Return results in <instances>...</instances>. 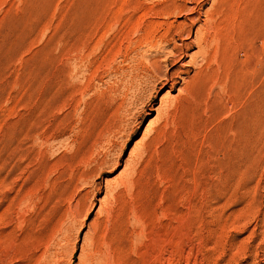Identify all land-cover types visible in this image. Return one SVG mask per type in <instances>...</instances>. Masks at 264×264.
<instances>
[{
  "label": "rangeland",
  "instance_id": "obj_1",
  "mask_svg": "<svg viewBox=\"0 0 264 264\" xmlns=\"http://www.w3.org/2000/svg\"><path fill=\"white\" fill-rule=\"evenodd\" d=\"M0 200V264H264V0H0Z\"/></svg>",
  "mask_w": 264,
  "mask_h": 264
},
{
  "label": "bare ground",
  "instance_id": "obj_2",
  "mask_svg": "<svg viewBox=\"0 0 264 264\" xmlns=\"http://www.w3.org/2000/svg\"><path fill=\"white\" fill-rule=\"evenodd\" d=\"M214 3V2H213ZM170 13V12H169ZM213 14V13H212ZM210 15V14H209ZM218 16V15H217ZM213 17V16H212ZM214 19V18H213ZM215 20V19H214ZM206 25V24H205ZM174 28V27H173ZM202 29V28H201ZM204 29V28H203ZM212 29V28H211ZM178 30V29H177ZM180 30V29H179ZM211 31V30H210ZM198 33H199V31H197ZM202 32V31H201ZM197 33V34H198ZM215 33V32H214ZM177 34V33H176ZM200 34V33H199ZM206 34V33H205ZM200 35H202V34H200ZM215 35V34H214ZM196 36H198V35H196ZM209 36H211L210 34H209ZM141 38V37H140ZM202 38V37H201ZM200 37L198 38V39H201ZM211 38V37H210ZM207 39V38H206ZM206 39H204V45H205V47H204V49L206 50L207 49V47H209V45H208V42H209V40H206ZM166 40V39H165ZM203 39H201V41H202ZM151 41V40H150ZM199 41V40H198ZM210 41H212V40H210ZM157 42V41H156ZM164 42V41H163ZM166 42H167V40H166ZM149 43V42H148ZM158 43V42H157ZM165 43V42H164ZM201 43V44H202ZM150 45H152L151 43H150ZM149 45V46H150ZM161 45V44H160ZM162 45H163V43H162ZM186 45V44H185ZM200 45V44H199ZM203 45V46H204ZM155 46V45H154ZM202 46V45H201ZM200 46V47H201ZM180 47V46H179ZM182 47V46H181ZM186 47V46H185ZM199 47V46H198ZM199 47V48H200ZM213 47V46H212ZM209 49V48H208ZM204 50L205 51V53L203 52L202 53V51H200L202 54H204V55H202V54H200V56L202 55V59H201V61H203V64L201 63V61H200V63L198 64V66H197V70L194 72L195 73V75L197 74H199L198 72L202 69V67L204 66V65H206V63H210V62H212L211 60H212V57L210 56V52H208L209 50ZM213 49V48H212ZM179 50H181V49H179ZM200 50V49H199ZM201 50H203V47H201ZM213 51V50H212ZM183 52V51H182ZM168 54V53H167ZM171 54V53H170ZM177 55V54H176ZM214 55V54H213ZM172 56V55H171ZM179 58V57H178ZM158 61V60H157ZM152 63V62H151ZM141 64V63H140ZM159 64V63H158ZM145 65V64H144ZM210 68V67H209ZM205 69V68H204ZM206 70H209V69H205V72H206ZM155 70H153V72H154ZM176 72V70L174 71V72H172L171 73V75L170 76H172L174 73ZM202 72V71H201ZM156 73V72H155ZM193 73V74H194ZM204 73V72H203ZM167 74V73H166ZM166 74H164V76H163V85H165V84H169V89H172V88H174V82H173V80H172V77L171 78H169V77H167V75ZM155 75H157V74H155ZM154 75V76H155ZM158 76V75H157ZM159 76H161V75H159ZM166 76V77H165ZM147 77V76H146ZM154 78V77H153ZM196 78V77H195ZM147 79V78H146ZM159 79V78H158ZM151 80H152V78H151ZM155 80V79H154ZM159 80H161V79H159ZM190 80H192V78L190 79ZM153 81V80H152ZM156 82V81H155ZM162 82V81H161ZM158 83V82H157ZM156 83V84H157ZM154 84V83H153ZM155 84V85H156ZM189 84V83H188ZM185 86H186V83L184 84V86H183V90H184V88H185ZM147 87V86H146ZM182 91V90H181ZM188 91V90H187ZM186 92V91H185ZM187 95H188V93H186ZM1 201V200H0ZM112 211V210H111ZM107 212H109V211H107ZM110 213V212H109ZM110 216V215H109ZM105 217H108V216H105ZM111 218V217H110ZM110 218H108V219H110ZM104 221H106V220H104ZM108 223V222H107ZM107 226H108V224H107ZM245 259H247V258H245ZM243 260L244 261V264H256L255 262L254 263H248V262H246L247 260ZM241 264H243V263H241Z\"/></svg>",
  "mask_w": 264,
  "mask_h": 264
}]
</instances>
